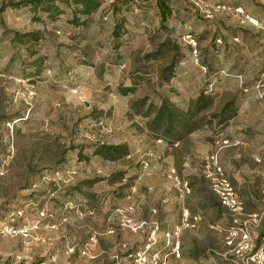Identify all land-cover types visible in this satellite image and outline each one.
<instances>
[{
    "label": "rangeland",
    "instance_id": "374dc122",
    "mask_svg": "<svg viewBox=\"0 0 264 264\" xmlns=\"http://www.w3.org/2000/svg\"><path fill=\"white\" fill-rule=\"evenodd\" d=\"M87 2L0 0V228L13 211L25 208L15 221L22 226L47 209L53 217L32 234L57 230L61 248L69 237L68 264H135L130 252L105 263L89 251L108 225L130 224L124 207L135 203L140 220L156 207L160 250L184 208L201 210L218 224L184 227L181 256L166 262L210 264L225 250L230 221L205 174L217 153L262 236L264 142L247 130L264 115V73L245 56L264 37V0H94L90 11ZM132 43L145 49L126 55ZM163 105L176 119L155 128ZM68 170L75 174L62 184ZM26 238L1 232L0 264H46L53 248ZM27 244L46 255L24 257Z\"/></svg>",
    "mask_w": 264,
    "mask_h": 264
},
{
    "label": "built area",
    "instance_id": "2783aa9c",
    "mask_svg": "<svg viewBox=\"0 0 264 264\" xmlns=\"http://www.w3.org/2000/svg\"><path fill=\"white\" fill-rule=\"evenodd\" d=\"M194 1L202 2V0ZM205 174L209 181L211 191L230 215V223L225 231L224 238L226 248L220 254L224 263L214 261L211 264H264V234L259 236L254 229L258 220V214L247 213L245 200L230 175L227 174L220 163L217 153L212 154L208 158L205 165ZM177 182L181 185L183 194L191 191L188 181L182 182L177 180ZM24 213L25 208L13 211L10 214V223L3 225L0 228V233L5 232L11 235L20 234L27 238L39 239L33 236L32 231L40 227L41 219L52 218L53 214L48 213L47 209H42L39 219L34 223L16 226V219L24 216ZM201 220V214H192L188 208H184L181 223L165 232L163 249H153V245L158 242V239L154 237L141 250L136 252L135 264H166L170 254H174L177 257L181 256V236L183 228L196 227ZM127 222H130V220L128 219ZM56 226V223H52L51 225V227ZM164 250H166V253H162ZM83 252L85 254L87 252L89 253L86 249ZM18 259L22 260L23 257L19 255Z\"/></svg>",
    "mask_w": 264,
    "mask_h": 264
},
{
    "label": "crops",
    "instance_id": "0c3cea01",
    "mask_svg": "<svg viewBox=\"0 0 264 264\" xmlns=\"http://www.w3.org/2000/svg\"><path fill=\"white\" fill-rule=\"evenodd\" d=\"M160 4L162 6L163 11H168V7L165 5L163 1H161ZM141 48L145 49L144 46L142 47L140 45H137L136 43H132L130 47H124V49L122 48V50H124L123 52L126 55H127V52H130V56H131L132 53L138 52L139 49ZM146 50H149L148 46H146ZM253 54H256V55L253 56ZM247 58H253L254 65L257 66V68L259 69V75L261 73H264V37L262 38V40H260V43L257 45L253 53L252 51L248 50V54L245 56V59ZM145 70H146L145 71L146 73L147 69ZM121 71L122 69H120V72ZM136 73H137L136 75L135 73L131 75L132 78L135 79V83L139 81V78L137 77L141 72L137 71ZM257 97H258L257 99L259 102V114L263 115L264 114L263 113L264 112V87H263V90L259 91V94L257 95ZM248 105H250V103H248ZM248 126H249V129L248 130L246 129L247 131L259 130V132L262 133L261 134L262 137L260 138V141L264 142V136H263L264 135V115L262 116V120L259 123L256 124V123L250 122ZM260 147H264V143ZM73 173L75 174V170H68L66 174L70 176L63 180L60 179L61 180L60 182L63 184L66 180H69V178L70 179L73 178L74 176ZM59 178H62V176H59ZM168 180H169L168 182H170L171 180L170 177L168 178ZM60 182H57L58 183L57 185H59V187H63L62 185H60L61 184ZM170 185H171L170 183L164 182L162 186V190L169 188ZM154 193H155V196H159L156 187L154 188ZM168 206L169 205L165 203L162 205L163 210H165L164 214L166 211L169 210ZM138 208L139 207H137L135 203L133 202L130 204V206L123 208L124 215L128 216L130 214L131 216V217L128 216V218L130 219V222H129L130 224L118 223V225L115 224L113 227L108 225L109 229L105 231L103 235L99 236L100 238L98 237V241H97V238L94 237V240H95L94 246L92 248H89V251L91 253L90 255L93 257V259L100 257L105 263H108V261L114 260V258L123 257V256L128 255L129 252H130L129 253L130 255L134 254L135 256L142 242L146 240L150 241L154 237L158 238L159 240H163V235H162L163 232L158 231L160 227L159 225L160 221H158V215L157 214L155 215V213L157 212L156 207H148V210L149 209L152 210L151 212L153 213H150V217L147 220H144V219L140 220V218H138L139 215L138 214L135 215V212L137 213ZM210 211L212 212V208H210ZM201 212H202L201 210H198V211L191 210L192 214L199 213L202 215V220L200 221V223L202 224L208 223L210 224V227H215V225L218 224V221L214 219L212 213L209 215L208 214L203 215ZM163 217L165 218L166 216H163ZM95 220L99 221L101 219H94V221ZM163 223H164V220L162 221V224ZM155 228L156 230H154ZM46 231L48 234L41 233L40 235H38L40 237V240H38L39 242L40 241L42 243L47 242L50 245V248H53V250L46 257L47 259L46 264H62L61 260H66L64 264H68L67 260L71 256L72 249H73V248H69L70 246L69 237L65 239L67 242L66 246L64 245V247L61 248L59 245H60V242L61 244L63 243V241L60 240L63 233H60L57 230L53 231V230L46 229ZM109 238H111L110 240H108L110 243H107L104 241L105 239H109ZM26 240H29V238H26ZM33 243H36V242H33ZM56 245L57 247L55 248ZM157 247L158 245L156 244L153 245V249H157ZM25 250L27 252H30V254L28 253L22 254L24 257H29V258L32 257L33 259H35L32 254H39V255L45 254L46 255V253L44 252L42 253V250H43L42 248L38 249L37 246L34 247L31 244H27L25 247ZM118 260L119 259H117V261ZM214 261H219V262L224 263L221 255L220 257H218V260L214 259ZM20 262H21L20 260L16 259V261L12 262L11 264H19ZM84 264H88V263H84ZM116 264H119V263L117 262ZM166 264H171V261H169L168 263L166 262Z\"/></svg>",
    "mask_w": 264,
    "mask_h": 264
},
{
    "label": "trees",
    "instance_id": "16d2710c",
    "mask_svg": "<svg viewBox=\"0 0 264 264\" xmlns=\"http://www.w3.org/2000/svg\"><path fill=\"white\" fill-rule=\"evenodd\" d=\"M85 1H88L87 2V11H90L94 0H85ZM124 90H125V92L128 93L129 91H132V88H125ZM175 119H176L175 114L172 113L166 105H163L161 107L159 113L154 118L153 124H154L155 128H158V127H160V125L162 123H164L165 120H169V122L171 124V121L175 120ZM101 147L106 149V150H111V148H115L114 146H107V145H102Z\"/></svg>",
    "mask_w": 264,
    "mask_h": 264
}]
</instances>
